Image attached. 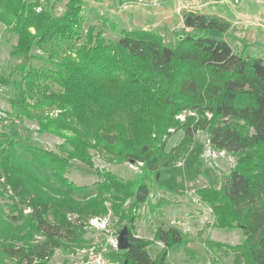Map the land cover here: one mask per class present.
Segmentation results:
<instances>
[{
	"label": "trees",
	"instance_id": "obj_1",
	"mask_svg": "<svg viewBox=\"0 0 264 264\" xmlns=\"http://www.w3.org/2000/svg\"><path fill=\"white\" fill-rule=\"evenodd\" d=\"M83 5L68 0L55 17L42 10L41 0H0V22L16 35L10 54L21 58L10 114L62 139L54 151L0 132V185L11 200L7 214L0 203V264H48L56 249L88 243L84 227L108 215L115 219V229L107 226L114 236L123 226L128 230L120 264H168L169 250L187 236L159 224L146 239L136 235V222L141 208L154 213L162 207L163 201L150 199V182L182 158L198 131L213 149L237 155L218 187L195 190L211 209L214 227L243 233L239 244H216L239 252L243 264H264L263 57L210 35L227 32L230 24L203 13L182 15L183 28L193 31L174 45L159 32L117 29L116 23H110L115 39L92 25L84 39ZM33 48L47 53L37 56L44 60L40 66L29 62ZM178 130L181 139L166 150ZM91 151L113 164L141 165L131 178L96 171L92 186L77 185L67 169L72 160L93 167ZM156 241L162 246L152 258L147 247Z\"/></svg>",
	"mask_w": 264,
	"mask_h": 264
},
{
	"label": "rangeland",
	"instance_id": "obj_2",
	"mask_svg": "<svg viewBox=\"0 0 264 264\" xmlns=\"http://www.w3.org/2000/svg\"><path fill=\"white\" fill-rule=\"evenodd\" d=\"M83 1L84 5L81 10V14L85 19L81 30L83 38L87 27L92 25L96 30L102 29L108 40L115 39L117 31H112L110 23H116L117 29L130 27L131 25L140 29L142 22H146L153 31L159 32L163 42L168 45H174L179 37L186 32L193 31L183 28L182 25L181 16L188 12L185 11L186 8L183 6L185 0H135L137 3H146L145 5H147V2L150 3V6H146L147 9L141 7L145 9L143 14L138 9H132L131 6L126 5L132 4L131 2L129 3V0H121L122 4H118L117 0ZM153 1H157L154 6L151 5ZM67 2L68 0H49V2L41 0L42 10L48 9L52 16L57 17L64 13ZM212 5L219 6L211 7L203 13L221 17L230 24V28L225 33L214 31L209 34L214 35V37L222 35L236 51H240L246 45L247 52H254L264 58V0H240V3L233 8L222 6L219 3H212ZM36 11L40 12L41 9L38 7ZM139 15L142 17L139 18ZM103 18L108 19V23ZM31 32H34L33 28H31ZM15 42L16 35L5 31L4 26L0 22V132L3 131L12 135L13 139H20L24 143H30L42 149L58 151L57 145L62 139L49 133L39 134L36 130L38 126L35 120L23 119L19 121L10 114L11 102L17 99L21 85V75L15 69L21 58L10 54ZM247 42H252L251 47H249L250 45ZM31 53L33 58L29 62L32 65L40 66L44 63L43 59L47 56L46 52L33 48ZM37 56L43 57V59H39ZM184 115H180L179 118L183 119ZM182 135L183 132L181 130L172 132L166 142V150L175 146ZM19 150L21 149L19 148ZM91 153L93 154V167L77 160H72L67 169L66 176L77 185L92 186L98 179L96 171L109 170L124 179L131 178L137 172V167L141 165L128 162L113 164L94 151H91ZM236 159V154L213 149L208 143L207 134L203 131H198L182 158L170 166L161 167L158 175L150 182L151 201L161 200L163 204L154 213H149L146 207L140 209V218L136 222V227H138V231H135L136 235L149 239L152 235L150 230L153 226L154 228L159 224H163L164 227L171 226L168 219L162 215L164 213L163 209L167 203H178L177 200L180 196H173L170 191L177 192L179 195L186 194L195 200L193 204L197 205L195 209L197 214L193 212L190 215L191 218L202 219L204 222L208 220L214 221L211 209L201 202L195 190L201 186L212 185L218 187L221 182V174L228 173L230 168L235 165ZM0 191L3 193L0 203L3 205L4 213L7 214L10 208L6 203H11V200L7 197V193L2 189L1 185ZM75 196L80 197L78 194ZM22 211L26 214L29 212V208H24ZM95 218L97 219L96 223L91 224L90 219L88 225L84 227L86 230L84 237L88 239V243L70 249H56L48 264H75L83 254L81 252L84 249L106 244L111 247L109 236L113 232L107 230V226L109 225V227L115 229L117 227L116 223H114L115 219L109 218V215ZM217 229L220 234L215 237H218L219 241L235 244L238 240L236 235L240 234L239 236L243 237L241 230H238L240 232L236 234L227 229ZM191 239L192 244L190 247L193 257L190 260H183L179 257L180 246L176 245L175 250H169L167 256V259L169 258L167 260L168 264L204 263L201 261V256L205 248L201 246L198 238L192 235ZM156 250H159V245L156 243H152L147 247L150 256H153ZM118 256L119 258L115 264L121 263L120 252ZM234 264H240L239 260H235Z\"/></svg>",
	"mask_w": 264,
	"mask_h": 264
},
{
	"label": "crops",
	"instance_id": "obj_3",
	"mask_svg": "<svg viewBox=\"0 0 264 264\" xmlns=\"http://www.w3.org/2000/svg\"><path fill=\"white\" fill-rule=\"evenodd\" d=\"M130 2L132 4H126V5L131 6L132 9H138V11H140L142 14H143L144 10L147 9L146 6L147 5L150 6L149 2H147V5H145L146 3H139V2L137 3V2H135V0H129V3ZM212 3L217 4V1L216 0H185V3L183 6H184V8H186L185 11H188L186 13H194V12L195 13H203L205 10L210 9L211 7L219 6V5H212ZM156 4H157V1H153L151 3L152 6H154ZM138 5H140V6H138ZM222 6H224V5H222ZM141 7H144L145 9L141 8ZM187 8H189V9H187ZM130 14H132V13L130 12ZM203 14H205V13H203ZM138 17L140 18L142 16L139 15ZM181 21H182V16H181ZM142 23H143L142 26H140V27L137 26V27H139L140 29L152 30L146 24V22H142ZM182 25H183V23H182ZM123 28L130 29V28H135V27L131 25L130 27H123ZM247 44L250 45L249 47H251L252 42H247ZM170 192L172 193L173 196H177V197L180 196L177 200L178 203H176V204H174V203L168 204L167 203L163 209L164 213H162V215L168 219L171 226H174V227L178 228L179 230H181L188 238L187 242H185L183 244H176V245L180 246V248L178 247L179 252H180L179 257H181L183 260H190L193 257L192 249L190 247V245L192 244L191 243V240H192L191 237L193 235L194 237L199 239L201 246H203L205 248L204 253L201 256L202 257L201 261L204 262L203 264H210L214 260H219L222 264H234L235 260H239V263L243 264L242 257H241L239 252L231 251L226 246H221V245L216 244V243H219L222 245L239 244L243 238V237L239 236L240 234L236 235L238 240H237V243H235V244H230L227 242L219 241L217 239L218 237H215V236L219 235L220 231H218V229H217L218 227H214L212 225L213 221L208 220V221L204 222V221H202V219L201 220L198 218L193 219L190 217V215L193 212H196V214H197V211L195 210L197 205L193 204V202L195 200L186 194L185 195H183V194L179 195V194H177V192H174V191H170ZM202 214H204V213L202 212ZM137 229H138V227H136V230ZM154 229L155 228L153 226V228L150 230V232H152L151 237L153 236ZM219 229H224V228H219ZM227 230H229L230 232H235L236 234L238 232H240V231H238L239 229H227ZM109 239H112V238L109 236ZM154 243L159 245V249L161 248V246H162L161 242L156 241ZM176 245H174L170 250H173ZM108 248L110 250L109 253H111L108 256L112 260L113 264H115L119 258L118 254L120 251L114 249L113 247H108ZM158 251L159 250H156L155 254L151 257L152 258L155 257V255L157 254ZM167 256H168V254H167ZM167 260H169V258Z\"/></svg>",
	"mask_w": 264,
	"mask_h": 264
},
{
	"label": "built area",
	"instance_id": "obj_4",
	"mask_svg": "<svg viewBox=\"0 0 264 264\" xmlns=\"http://www.w3.org/2000/svg\"><path fill=\"white\" fill-rule=\"evenodd\" d=\"M217 3L227 6L228 8H233L240 3V0H216ZM97 222L96 218H92L90 223L94 224ZM112 239H109L110 246L117 250L116 241L113 234H110ZM83 253L75 264H113L112 260L109 258L108 246H91L87 249L82 250ZM210 264H222L219 260H214Z\"/></svg>",
	"mask_w": 264,
	"mask_h": 264
},
{
	"label": "water",
	"instance_id": "obj_5",
	"mask_svg": "<svg viewBox=\"0 0 264 264\" xmlns=\"http://www.w3.org/2000/svg\"><path fill=\"white\" fill-rule=\"evenodd\" d=\"M158 175V174H157ZM116 248L119 251L126 250L129 246L128 230L126 226H123L116 235Z\"/></svg>",
	"mask_w": 264,
	"mask_h": 264
}]
</instances>
